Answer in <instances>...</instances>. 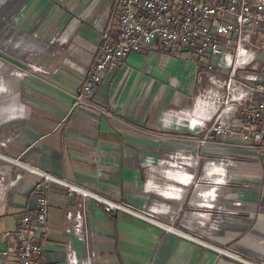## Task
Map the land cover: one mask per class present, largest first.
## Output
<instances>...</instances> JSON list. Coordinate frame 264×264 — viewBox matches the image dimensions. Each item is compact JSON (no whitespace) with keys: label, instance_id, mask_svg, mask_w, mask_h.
Returning <instances> with one entry per match:
<instances>
[{"label":"crops","instance_id":"1","mask_svg":"<svg viewBox=\"0 0 264 264\" xmlns=\"http://www.w3.org/2000/svg\"><path fill=\"white\" fill-rule=\"evenodd\" d=\"M116 1L0 0V244L7 231L17 230L22 215L36 211L46 174L61 183L46 184L50 208L39 235L44 247L40 264H68L70 248L78 258L86 256V264H235L232 259L248 264L198 241L192 236L194 228L187 231L190 234L177 229L182 222L190 226L204 222L200 217L192 219L187 212L194 209L190 205L181 206L199 196L154 198L143 212L160 222V227L125 211L108 214L98 200H83L67 187L138 208L150 200L143 183L151 168H171L173 159L165 157L181 156L162 150L161 138L173 130L168 126L181 122L196 126L204 117L200 105L195 106L194 116L186 114L193 111L195 57L183 58L188 53L172 56L154 47L130 54L120 66L102 74L93 97L95 107L70 111L73 95L101 55V31L110 26L116 38L120 11ZM55 38L61 44H54ZM22 71L27 73L22 75ZM121 83L124 86L119 88ZM202 86L209 88L208 81ZM114 97L118 103L113 104ZM166 110L178 117L164 121ZM144 115L145 119L139 118ZM228 124L236 131L244 123L236 118ZM229 141L226 149L202 148L200 165L215 157L236 155L237 175L249 174L260 184L245 192L243 217L223 225L216 236L222 244L229 242V247L261 258L264 150L252 143ZM181 158L187 162L180 166L189 170L199 157L184 154ZM164 190L156 186L155 192ZM229 197L239 199L234 191ZM227 200L223 205L229 204ZM82 210L84 217H80ZM6 262L15 264L14 254Z\"/></svg>","mask_w":264,"mask_h":264},{"label":"built area","instance_id":"2","mask_svg":"<svg viewBox=\"0 0 264 264\" xmlns=\"http://www.w3.org/2000/svg\"><path fill=\"white\" fill-rule=\"evenodd\" d=\"M116 5L120 9L115 23L116 38L111 36L110 26L101 31V55L91 67L88 79L73 95L70 111L84 106L95 107L93 97L101 84L102 74L120 66L122 60L132 53L148 51L152 47L172 56L188 53L195 57L198 64L207 59L212 62L203 64L209 88L200 90L193 109L199 100L208 98L210 101L203 122L196 126H203L204 121L212 120L216 112L224 107L212 128L223 135L231 131V125L224 121L225 118L234 117L241 111L244 124L237 138L264 150V0H117ZM224 69L228 71L224 81L210 73ZM242 73L244 75L241 76ZM210 108L214 112L206 119ZM175 117H178L177 113L168 111L164 121H173ZM212 166L214 164L208 168ZM44 175L45 190L37 198L36 211L22 215L17 230L4 234L6 240L0 244V264H7L12 254L15 264H40L44 247L39 242V235L45 229L50 208L46 184L50 180L61 183ZM67 187L83 200H98L108 214L125 211L159 225L155 219L127 203L112 206L108 204L109 200L97 194L88 192L90 195L85 196L76 191L84 189ZM235 205L239 206V203ZM224 211L232 212L228 209ZM81 213L80 217H84L85 210ZM172 231L179 234L176 228ZM66 260L68 264L89 262L86 256L78 258L73 248L68 250Z\"/></svg>","mask_w":264,"mask_h":264},{"label":"rangeland","instance_id":"3","mask_svg":"<svg viewBox=\"0 0 264 264\" xmlns=\"http://www.w3.org/2000/svg\"><path fill=\"white\" fill-rule=\"evenodd\" d=\"M54 44H61L59 38H55L53 41ZM139 53V52H135ZM193 58V56L186 55L183 56V58ZM194 62L195 65H197L198 68V74L196 77L194 89H193V98H192V105L194 106L197 97L199 96L200 88L205 83V66L203 64H209L211 59H207L203 61V64H198L195 58ZM201 65H203L201 67ZM201 67V68H200ZM205 70V71H204ZM26 74L27 72L22 71V75ZM213 75H216L220 80L224 81V79L228 75V71L224 69L222 72H216L211 71L210 72ZM244 75V73L241 74V76ZM16 75H12V78H15ZM17 78V77H16ZM123 79L121 80V82ZM124 86V84L119 88ZM203 87V86H202ZM113 99V98H112ZM117 98L114 97L113 104L118 103ZM207 102L210 100L207 98L205 99ZM249 105V104H248ZM247 105V108H248ZM212 105H210L211 107ZM217 106V105H216ZM250 106V105H249ZM193 107H191V110ZM215 108V107H214ZM223 108H220L218 112H216V116L210 121H204L203 126H196L193 127L192 124L188 122H181L178 125L176 123L171 124L172 126H168L169 129H173L175 132H167V135L165 138H161V145L162 150L171 151L172 153L176 151V153L181 154L179 155H172L165 157V160L173 159V163L171 164V168H154V166L151 168L152 173L148 174L146 177V180H144L143 186V192L144 195L147 197V199H150L146 204L143 203V205L139 206L138 208L136 206H132L138 211H145L150 206V203H153L154 198L157 197H164V198H172V197H181L183 195L192 196L194 197H201L199 199H196V201L189 202V204H183L181 205L182 208L185 205H190L192 209L191 211L188 210L187 212L191 213L192 219H197L198 221L203 218L204 222L199 223L197 226H188V224L182 222L177 229L182 231L183 233L190 234L187 232L188 230L194 228L196 231L192 233L193 237L196 238L198 241H203L205 243H208L212 245L215 248H219L221 251H224L226 253H229L231 255H234L240 260L247 261L248 264H264V257L261 258H255L254 256L250 255L248 251L245 249H237L234 246L229 247L231 244L228 243H221L217 239V234L222 230L223 225L229 224L232 225L236 223V221H239L241 216V208L243 207V198L245 197L244 194L247 191L255 190L256 186H259V181H257L253 176L245 174L244 176H238L237 170L240 168L238 164V156L229 155L227 154L225 157H215L211 162H206L202 166L200 165V159L202 156L201 149H209V150H216L217 148L226 149L227 143H230L229 140L236 141L235 143H241V144H247L250 142L239 140L237 136L239 137V129L243 127V125L238 128H235L236 131L231 126V131L221 135L213 131V126L217 122L218 115H220L223 111ZM113 109V108H112ZM168 111H164L162 119L165 118V114ZM193 111L190 112L192 114ZM213 109L210 108V113L206 115V119H209L212 114ZM145 114V113H144ZM145 116L139 117L142 119H145ZM243 114L241 111L236 113L234 115V118H226L227 121L230 122V120L233 119H239L244 121ZM229 119V120H228ZM203 122V121H202ZM174 125V126H173ZM231 125V124H230ZM171 127V128H170ZM193 127V128H192ZM234 128V127H233ZM168 129V128H167ZM174 133V134H170ZM237 135V136H236ZM223 137L224 139H222ZM249 145V144H247ZM184 154L187 155V157L193 159V156L199 157L197 159H193L191 163H193V167L191 169H186L180 166L182 165V162H187V160L182 159L181 157L184 156ZM217 156V155H215ZM177 157V158H176ZM176 158V161H175ZM176 164V166H175ZM214 164L210 169L208 168L209 165ZM223 166H218V165ZM154 171V172H153ZM176 171H178L179 178H176ZM175 181L173 183H170L169 180ZM52 183H56L52 180H50ZM49 182V184H50ZM175 184V185H173ZM156 186H164L166 187V190L156 193L155 189ZM177 186L179 189L177 190L175 187ZM151 190V191H150ZM236 192L239 196V199L234 201L231 200L229 197L231 192ZM217 193V195H216ZM158 194V195H157ZM214 194L216 197H213ZM229 199L227 200V198ZM145 200V199H144ZM227 200L229 204L223 205V201ZM235 203H239V206H236ZM122 204V203H117ZM149 204V205H148ZM130 205V204H129ZM227 206V207H226ZM231 210L232 212H226L224 210ZM180 215V213H179ZM244 215V214H243ZM174 216V215H173ZM241 216V217H240ZM200 217V219H199ZM246 218H251L248 215L245 216ZM174 217L173 219H175ZM238 218V219H237ZM188 220V219H187ZM178 221V220H177ZM182 226V227H181ZM222 245H225L222 246ZM248 249L251 250V246H247ZM232 259V258H231ZM232 261L235 262V264H243L235 259H232ZM257 261V262H256ZM245 264V263H244Z\"/></svg>","mask_w":264,"mask_h":264},{"label":"bare ground","instance_id":"4","mask_svg":"<svg viewBox=\"0 0 264 264\" xmlns=\"http://www.w3.org/2000/svg\"><path fill=\"white\" fill-rule=\"evenodd\" d=\"M197 105H200L202 108H203V110H204V112L207 110L206 108H207V106H208V102L206 101V100H204V99H202V100H199L198 101V103H197ZM187 115H190V116H194V114H195V110H193V112H192V114H190V112L188 113H186ZM78 193H82L83 195H90V193H87V192H84V191H80V190H76ZM108 204L110 205H112V206H115V204L114 203H111V202H108ZM155 222H157L158 224H161L160 222H158V221H155Z\"/></svg>","mask_w":264,"mask_h":264}]
</instances>
